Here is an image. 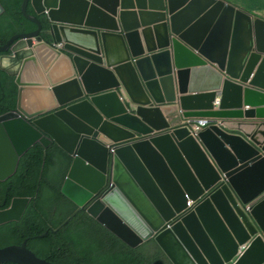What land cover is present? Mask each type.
Wrapping results in <instances>:
<instances>
[{"label":"water","instance_id":"95a60500","mask_svg":"<svg viewBox=\"0 0 264 264\" xmlns=\"http://www.w3.org/2000/svg\"><path fill=\"white\" fill-rule=\"evenodd\" d=\"M22 9L39 28L0 46L22 64L2 66L20 93L0 116V180L36 143L57 141L74 156L63 193L127 246L155 241L171 264H264V20L223 0H25ZM43 45L71 74L55 81L56 103L29 111L22 60L36 61L28 48ZM176 114L225 124L197 139L173 129ZM31 200L0 209V225L21 220ZM3 262L54 264L28 239L0 247Z\"/></svg>","mask_w":264,"mask_h":264},{"label":"trees","instance_id":"16d2710c","mask_svg":"<svg viewBox=\"0 0 264 264\" xmlns=\"http://www.w3.org/2000/svg\"><path fill=\"white\" fill-rule=\"evenodd\" d=\"M0 1L6 9L0 17V46L38 29L22 12L24 0ZM28 12L37 16L32 6ZM39 18L47 24L45 16ZM10 53H0V115L15 109L19 100L16 77L1 67L2 57ZM73 161L56 141L48 148L37 143L22 156L17 173L0 182V201L7 199L6 206L15 196H30L32 201L21 220L0 225V247L28 239L34 252L54 264H171L154 241L127 246L63 193Z\"/></svg>","mask_w":264,"mask_h":264},{"label":"bare ground","instance_id":"6f19581e","mask_svg":"<svg viewBox=\"0 0 264 264\" xmlns=\"http://www.w3.org/2000/svg\"><path fill=\"white\" fill-rule=\"evenodd\" d=\"M28 49L27 55H35L36 61L28 58L22 68L23 80L28 83L24 86L22 105L29 111L49 108L57 102L56 91H52L54 84L67 79L71 74L70 62L47 45ZM37 60L41 61L40 65H37ZM4 67L19 72V62L14 59L7 58ZM58 92L62 96V89H58Z\"/></svg>","mask_w":264,"mask_h":264},{"label":"crops","instance_id":"0c3cea01","mask_svg":"<svg viewBox=\"0 0 264 264\" xmlns=\"http://www.w3.org/2000/svg\"><path fill=\"white\" fill-rule=\"evenodd\" d=\"M223 1L230 5H233L242 12L249 13L253 17H257L264 20V0H223ZM219 101L221 100L219 99ZM249 108L250 107H246V109ZM186 121H187L186 118H184L182 114H176L174 119L172 120L173 129L184 126V123Z\"/></svg>","mask_w":264,"mask_h":264},{"label":"clouds","instance_id":"9594fccd","mask_svg":"<svg viewBox=\"0 0 264 264\" xmlns=\"http://www.w3.org/2000/svg\"><path fill=\"white\" fill-rule=\"evenodd\" d=\"M24 1H25V0H24ZM23 4H24V2H23ZM30 5H32V3H30ZM30 5H29V7H30ZM32 6H33V5H32ZM29 7H28V10H29ZM33 8H34V7H33ZM34 11H35V8H34ZM5 12H6V11H5ZM22 12H23V9H22ZM35 12H36V11H35ZM28 13H29V12H28ZM36 14H37V13H36ZM1 16H2V15H1ZM1 16H0V17H1ZM37 16H38V15H37ZM41 16H44V15H41ZM38 18H39V16H38ZM39 19H40V18H39ZM259 19H260V18H259ZM40 20H41V19H40ZM41 21H42V20H41ZM42 23H43V21H42ZM43 24H44V23H43ZM44 25L47 26V24H44ZM46 26H45V27H46ZM38 28H39V26H38ZM37 30H38V29H37ZM28 33H30V32H28ZM35 43H37V41H35ZM6 44H7V43H6ZM2 46H3V45H2ZM9 52H11V53L8 54V55H6V56H3V57H2V60H1V67L4 66V61H5L7 58H8V59H12V57H11V56L13 55V54H12V51L10 50ZM4 53H7V52H4ZM23 58H24V60L26 59V57H23ZM21 66H22V64L19 63V67H20V68H21ZM4 68H6V67H4ZM20 68H19V70H20ZM2 69H3V68H2ZM6 69H8V68H6ZM3 70H5V69H3ZM8 70H9V69H8ZM5 71H6V70H5ZM7 72H8V71H7ZM11 72H14V71H11ZM17 72H18V70H17ZM8 73H9V72H8ZM9 74H10L11 76H13L11 73H9ZM14 77H16V76H14ZM16 79H17V78H16ZM19 93H20V89H19ZM18 102H19V100H18ZM220 102H221V101H219V100L217 101V103H216V107H218V108H216L215 110H219V104H220ZM17 107H18V105H17ZM17 107H16V108H17ZM16 108H15V109H16ZM15 109H13V110H15ZM13 110H11V111H13ZM9 112H10V111H9ZM6 113H8V112H6ZM6 113H4V114H6ZM4 114H1V115H4ZM1 115H0V116H1ZM201 119H206V118H201ZM201 119H186L187 121L184 123V126L188 127L189 130H190V125H189L188 122H189V121L196 122V121H199V120H201ZM209 120H213V121H214V124H212L211 126H213V125L224 126V124H225V121H224L223 119H209ZM218 121H221L222 124H218ZM184 126H182V127H184ZM211 126H209V127H211ZM209 127H207V128H209ZM178 128H179V127H178ZM207 128H204L203 130H205V129H207ZM203 130H202V131H203ZM202 131H201V132H202ZM190 132H191V130H190ZM201 132H200V133H201ZM193 136H194V135H193ZM198 136H199V135H198ZM139 138H140V137H139ZM197 139H198V137H197ZM53 142H55V141H53ZM53 142H52V143H53ZM56 142H57V141H56ZM38 143H40V142H38ZM52 143H51V144H52ZM57 143H58V142H57ZM36 144H37V143H36ZM41 144H42V143H41ZM51 144H50V145H51ZM58 144H59V143H58ZM50 145H49V146H50ZM49 146H48V147H49ZM60 146H61V145H60ZM32 147H33V146H32ZM32 147H31V148H32ZM48 147H47V148H48ZM8 148H11V147L9 146ZM112 148H113V147H112ZM21 158H22V157H21ZM20 160H21V159H20ZM19 164H20V162H19ZM19 164H18V166H19ZM17 169H18V167H17ZM17 169H16V171H17ZM16 171H15V172H16ZM15 172H14V173H15ZM12 175H13V174H12ZM12 175H11V176H12ZM66 178H67V177H66ZM17 197H30V196H17ZM31 198H32V197H31ZM13 199H14V198H13ZM13 199H12V201H13ZM31 201H32V200H31ZM30 203H31V202H30ZM11 204H12V202H11ZM29 205H30V204H29ZM188 205L191 206L192 203L189 202ZM10 206H11V205H10ZM10 206H9V207H10ZM28 207H29V206H28ZM6 208H8V207H6ZM246 208L249 210V206H246ZM4 209H5V208H4ZM84 210H87V211H88L87 208L84 209ZM22 218H23V217H22ZM15 221H19V220H15ZM101 225H102V224H101ZM106 229H107V228H106ZM54 230H55V229H54ZM54 230H53V231H54ZM55 232H56V231H55ZM46 233H48V232H46ZM154 242H155V241H154ZM247 244H248V243H247ZM247 244H246V247H247ZM140 247H141V246H140ZM246 247H241L240 250H239V254H238L237 256H240V255L242 254L244 248H246ZM163 254H164V253H163ZM170 263H171V262H170Z\"/></svg>","mask_w":264,"mask_h":264},{"label":"flooded vegetation","instance_id":"af4514ba","mask_svg":"<svg viewBox=\"0 0 264 264\" xmlns=\"http://www.w3.org/2000/svg\"><path fill=\"white\" fill-rule=\"evenodd\" d=\"M30 6H32V5H30ZM32 7H33V6H32ZM33 9H34V8H33ZM45 26H46V25L43 24L44 31H42V34H44V35H45L46 31H47V30L45 29ZM1 147H3V146L0 145V148H1ZM8 153L10 154L11 157L13 156V150H12V148H8ZM0 160H1V161H5L6 163L8 162V157L6 156V151H5V152H0ZM19 166H20V164H19ZM19 166H18V169H19ZM18 169H17V171H18ZM17 171H16L12 176H14V175L17 173ZM12 176H10V175H6V176L3 177V180H0V182H5V181L9 180ZM2 195H3V193H2V191L0 190V197H1ZM15 197H17V196H15ZM15 197H13V198H15ZM6 203H7V199H5L4 202H1V201H0V209H4V208L9 207V206L11 205V203H10V205H7V206H6Z\"/></svg>","mask_w":264,"mask_h":264},{"label":"built area","instance_id":"2783aa9c","mask_svg":"<svg viewBox=\"0 0 264 264\" xmlns=\"http://www.w3.org/2000/svg\"><path fill=\"white\" fill-rule=\"evenodd\" d=\"M188 123L190 125L191 134L197 138L198 135L200 134V132L204 128H207V127L211 126L212 124H214V121L209 120V119H201V120L196 121V122L189 121ZM218 124H222V122L218 121Z\"/></svg>","mask_w":264,"mask_h":264},{"label":"rangeland","instance_id":"374dc122","mask_svg":"<svg viewBox=\"0 0 264 264\" xmlns=\"http://www.w3.org/2000/svg\"><path fill=\"white\" fill-rule=\"evenodd\" d=\"M22 63H24V58H23V60H22ZM143 246H147L146 243H145V245L143 244Z\"/></svg>","mask_w":264,"mask_h":264}]
</instances>
